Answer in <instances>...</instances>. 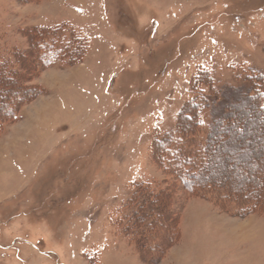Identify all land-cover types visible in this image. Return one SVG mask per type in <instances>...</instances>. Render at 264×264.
I'll list each match as a JSON object with an SVG mask.
<instances>
[{
    "label": "rangeland",
    "instance_id": "374dc122",
    "mask_svg": "<svg viewBox=\"0 0 264 264\" xmlns=\"http://www.w3.org/2000/svg\"><path fill=\"white\" fill-rule=\"evenodd\" d=\"M39 27L82 56L27 65L41 94L0 130V264H149L159 191L178 241L157 264H264V208L225 213L171 173L182 108L264 93V0H0V64Z\"/></svg>",
    "mask_w": 264,
    "mask_h": 264
},
{
    "label": "trees",
    "instance_id": "16d2710c",
    "mask_svg": "<svg viewBox=\"0 0 264 264\" xmlns=\"http://www.w3.org/2000/svg\"><path fill=\"white\" fill-rule=\"evenodd\" d=\"M26 37L28 49L11 55L17 68L10 67L7 60L0 64V130L6 123L14 122L21 108L41 94L39 87L24 85L30 75L27 65L41 69L51 60H61L66 61L64 65L73 66L80 63L82 56L79 43L74 45L77 40L70 33L65 40L57 27L35 28ZM253 92H223L214 98L205 97L203 103L201 98L196 99L182 108L176 130L182 143L172 156L176 167L171 173L186 192L211 195L221 210L237 217L264 208V93ZM221 97L223 102L217 103ZM202 105L211 115L200 129L198 115ZM244 128L248 130L247 137ZM170 138L159 143L161 150H168ZM162 153L156 152L154 157ZM148 200L153 209L147 228L136 237L138 241L150 242L146 251L139 252L149 259V251L154 252L155 259L148 262L157 264L178 241V232L172 222L168 193L149 194ZM229 205L237 210H231Z\"/></svg>",
    "mask_w": 264,
    "mask_h": 264
}]
</instances>
